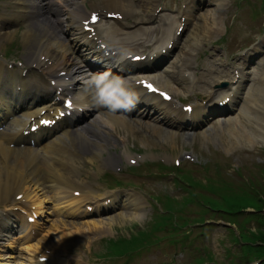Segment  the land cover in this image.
Listing matches in <instances>:
<instances>
[{
  "label": "rangeland",
  "instance_id": "1",
  "mask_svg": "<svg viewBox=\"0 0 264 264\" xmlns=\"http://www.w3.org/2000/svg\"><path fill=\"white\" fill-rule=\"evenodd\" d=\"M96 1L99 0H89L92 4ZM185 1L187 0H170L171 3L166 4L170 11H166L167 13L164 12L161 15L168 17L163 21L165 23L163 27H171L173 30L175 29L176 26L174 25L177 24L175 9L178 5L180 6V2L183 3ZM137 12L138 21L141 22L140 24L144 23L142 26H146L150 22L154 23L153 15L151 16L149 13H144L139 10ZM212 13L213 16H215L214 20L209 21ZM194 23L198 24L197 31H199L200 35V38L195 44L196 52L206 58L209 57L208 53L215 48L214 50L217 54L220 53V57L224 58L229 55L231 61H234L235 58L239 57V50L241 48L249 46L250 43L256 39H260L262 41L259 47L260 53L257 57L256 63L251 64L248 68V72H251V79L254 78L257 80L260 75L264 77V75H262L264 74L262 73L264 72V0H215V5H210V7L209 5L203 6V8L195 12L191 27ZM218 27L220 28L219 30L217 29ZM18 29L19 32L17 33V38L19 40L22 39L21 34L24 31V26H21ZM212 29L216 30L217 33H213L214 40L209 43L208 41H205V36ZM190 30H187L185 36H183V42L180 48L183 47L185 41L190 42ZM154 34L157 35L156 32ZM214 45L216 46L214 47ZM23 54L24 49L21 46V50L17 56H24ZM36 76L39 77L38 73ZM251 81L252 80H249L247 82V89L251 87ZM171 84L173 85V82H171ZM174 89L176 90L175 87ZM188 89L190 91L193 90L191 86H189ZM176 92L177 91H175V93ZM181 96L183 95L180 93L179 97ZM185 98L186 97H181V99ZM97 114L99 113L94 115L97 116ZM92 120L93 119H91V122ZM258 122H260V119L253 117L249 122V126H255ZM229 126V124H225L221 127H211V129L208 127L207 131L199 129L195 131V134L191 135H182V132L180 133L178 130L173 131V129H170L171 131L169 132H171V134L175 132V136L169 138V140H164L149 131H141L139 129L128 131L125 128L118 127L116 131L113 129L109 130V149L104 152L105 157L108 156L109 153L112 154L119 152L120 154L130 153L138 160L137 163L132 164V166H130V163L128 162L129 159L126 158L127 156L123 157L122 161H120V167L123 166L124 169L127 167L125 172H120V179L123 180V183L125 185L135 186L136 190L146 194L148 198L150 195H157L160 196V198H163L166 204H170V206H167L160 198H157L158 208L156 210L149 206V208H145V215L140 218L141 220L128 218L123 220L121 224L119 223L114 226L113 230L115 231L122 227L118 234L124 236L123 232H125L127 233L125 236H129V231L125 230L126 228L136 225H139V227L149 226L151 227V231H159L158 236L164 239L158 241L157 243L159 244H154L153 248L150 250V254L161 259L158 247L162 248L165 244V250L168 252V256L173 257L175 262L177 261L176 264H184V261L188 259V256H194L196 253L199 255L197 259L200 258V256L203 258L202 255L204 254H199L195 249L198 251H205V253L209 252L212 257L214 256L211 252L215 253L216 251L217 261L225 260L223 258L225 249L223 250L219 246L220 244L223 247V244L221 242L218 244L216 240L222 236V240L226 241V238L228 239V236H226V229L231 228V225H229L227 221L237 220L238 224H236V226L233 225L235 228H231L232 235L230 234V237H233V239H228L225 244L229 242L232 246L236 245L235 241L239 239L240 232L242 231V233L246 232L255 239L254 242L248 243L254 251L252 261L257 259L261 253H264V219H261L260 222L259 219L253 221L254 216H250L248 219H245L247 222H244V213H239L233 217L227 213L217 210L214 212L207 208H205L208 210L207 212L201 213L199 210L203 205H198L196 203L190 204L185 210V215L189 217L188 219H191L190 221L193 223L192 226H187V232L192 231L190 233L192 237L198 235L193 238V240L188 241L195 249L187 246L185 248L186 250L181 252V254L178 253L179 251L177 252L178 254H174L176 250H171V247L169 246L170 240L163 237L167 232L170 239H173L174 247L176 240L180 236L179 234H176L177 232L174 230L175 234H173L172 238L168 227L173 228L174 225H180L181 221H179V216L184 211L179 208L182 206L186 207L188 204L179 206L175 201L183 203L185 199L190 197L194 198L195 201L202 198L205 200L206 198H204V196L209 195L216 200H222L221 203H224L221 191H227L229 193H224V195L226 197L229 195L232 196V199H234L235 202L245 201L247 197H250L247 200L248 205L250 204L248 206L250 209L246 214L255 213L252 209L260 208L259 210H264V196L255 197L252 194L251 196H248L250 193L247 194V192L252 193V188L257 184H261V186L264 187V143L260 140L255 143L243 140L239 143H235L230 135L223 133V131ZM89 128L93 131H98V126L96 125L95 127L93 126ZM247 128L248 127H243L242 129L244 130ZM219 130H221L220 133H218ZM98 133L103 132L99 131ZM154 152H160L161 154H155ZM185 154L190 155L191 158L187 159L186 157H183ZM159 158L164 159L169 164H173L172 169L168 170L164 166L158 165V162L160 161H153L154 159ZM175 158L181 161L180 165L173 163ZM80 161L82 162L81 171H83V173L87 171L88 173L86 177L91 175L90 173H95L99 170L96 168V162L93 164L85 157H80ZM174 167H182V171L185 172L182 178L184 179L187 175L192 178L195 177L198 182H196L194 178L193 181L196 183H202V187L197 184L192 187L189 186V184L185 185V183L182 182L183 180L176 176L175 173H179V170ZM99 171L100 175L95 179V185L101 190L111 188L114 185V177L111 178L106 176L104 173L105 170L102 168ZM106 178H108L107 181L105 180ZM207 188H209V191H207ZM243 191L244 194H240ZM263 191L261 190L260 193L263 194ZM243 196L246 198L242 199L241 197ZM150 199L154 203V199L151 197ZM257 200L260 201L257 202ZM172 202H175L174 205H172ZM226 204L227 203H225V205ZM47 205L50 206L51 203L49 202ZM160 209L165 213L161 214ZM167 213L171 214L170 219H167ZM258 213L264 215V211H259ZM55 218L56 217L52 214L50 215V221H47L46 224V233L53 226H57ZM200 218L208 220L214 219L216 221H208L205 225L196 224L195 221ZM237 225L241 228L237 227ZM249 228L251 229L248 230ZM224 232L226 233L223 234ZM201 233L204 234L203 237H201ZM259 233H262V235ZM208 234H210L209 237ZM258 240L260 241L259 243L257 242ZM206 242H208V244ZM209 244L213 247L212 249ZM239 244L240 242L238 241L236 248L232 249V252L237 253V257L242 255V253H238L240 249H242L239 247ZM97 245L99 248L102 246L98 239ZM74 249L80 254L82 250H85V246L84 244L76 245ZM236 260L241 262L239 258H236ZM191 262L195 263L193 259H191ZM243 264L255 263H248L245 261Z\"/></svg>",
  "mask_w": 264,
  "mask_h": 264
},
{
  "label": "bare ground",
  "instance_id": "2",
  "mask_svg": "<svg viewBox=\"0 0 264 264\" xmlns=\"http://www.w3.org/2000/svg\"><path fill=\"white\" fill-rule=\"evenodd\" d=\"M68 1L69 0H14V7L20 11L18 16L30 19L29 22H26L25 30L23 32L25 50L28 52L29 63L33 64L37 61V64L44 71L45 76L56 81V84L51 87L63 90H69L70 84L77 79V75L79 73L83 74L84 72L82 68L78 66L75 58L73 57V53L75 52L79 42L74 40L67 43L66 39L63 38L65 33H62L63 29L61 23L63 21L66 23L67 29L73 31L74 33V29L70 27V24L72 25L75 14L68 12L69 21H67L65 16L61 20L62 14L65 13V9L56 10L54 13L47 10H50L53 4H56L58 8H61ZM202 1L205 2V0ZM135 2H137V0H99L94 3L92 7L94 10H99L100 12H104L105 9H108L109 12H118L127 16L134 11H131V9H133L136 5ZM142 2L148 6L147 4L149 3V0H142ZM34 12L39 14L37 19L33 18L35 14ZM189 14L190 10L185 13L187 16H189ZM79 16V20L85 19L86 13L81 12ZM20 17H14L13 22L20 21ZM214 17L215 16L212 15L209 18V21L214 20ZM120 26L121 25L119 24L113 33H111V31H106L105 34H102L106 37V40L110 45H116L121 51L117 52L112 59H114L117 63L126 66L128 69H138V64L129 62L127 57H125V53L131 54L132 51L130 50H132V43L138 42L139 38L137 37L139 35V31H143L144 28H141L140 26L134 27L131 32L127 33L129 39L127 41H122L121 38L118 37L119 35H116L120 32ZM124 27L126 26L124 25ZM197 29L198 24H195V27L190 34V42H185L182 52L174 57L173 63L169 66V69H165L166 76L165 74L161 76V79L164 82L162 83L166 87L170 85L172 88L175 87L177 90L179 87H176L174 84L172 85L170 79H173L175 82L177 81V83H180L182 79H185V71L190 68V66H187L186 64L187 61L191 60L190 55L192 53L189 52V48H194L200 38L199 31H197ZM218 29L220 28L218 27ZM0 32L3 33V36L7 39L15 36L17 28H15V26L5 27L2 23ZM132 56H134V53ZM158 59H161V57ZM242 60L244 61V64H247L249 61L246 58ZM3 68L4 66L2 65L0 70H3ZM62 73L65 74L63 75ZM241 73L242 79H246V77H248L246 76L244 70H242ZM1 75L3 76V73L0 72V81L2 80ZM67 78L69 80H66ZM258 83L259 85L250 88L251 90H249L248 95L245 96L243 100L239 101L233 99L230 100L229 104H227L230 105V107L233 105L236 109V113H234L238 115L235 120L230 119L227 121V123H230V126L226 128L223 133L230 135L234 139L235 143H239L241 140L253 143L260 140L264 143V77L261 76ZM12 85H15V83ZM78 86H80L79 81ZM50 89L51 88L49 86L48 90ZM79 89L81 93L77 99L90 108H96L97 106L92 99L90 91L87 89L84 90L81 87ZM47 107L49 108L50 105L43 106V108ZM144 109V112L140 113H150L148 106H145ZM33 113H37V110L31 112L32 115ZM28 114V112L25 113V115ZM100 116L101 118H96L98 131L103 132L100 135L84 126H80L78 128L75 127V129L63 133L65 136L64 138L55 137L50 142L46 143L41 152L32 150V148L21 149L17 147H9L8 141L13 138L14 134L12 130L8 131L5 135H1L0 202L10 199L13 192H24L26 187L32 189L31 193H34L33 195L36 196H40L38 194L39 192L43 193L44 191L49 192L51 190L56 193L55 199L57 203L54 205L57 206L55 208L56 212L60 211L64 213L65 210H62V207H68L71 203H73L72 200H74H70L69 197L63 195L64 192L71 193V191H67L68 188L75 186H79L85 190L90 188V185H87L88 183L85 179L81 178L80 171L77 169L78 166L75 160L77 154L82 150L81 146L86 148V152L92 161H99L100 164L105 166L108 162L116 159V156L112 154H109L107 157L103 155V152L107 150V145L110 142L108 135L109 129H113L115 131L118 127L125 128L128 131L139 129L141 131H149L164 140H169V138H173L175 136V132L171 134V132L167 131V129L163 128L161 125H158V123L140 124L139 121L138 123H135V121L120 115L118 112L113 113L107 109L104 113H101ZM253 117L259 118L260 122H258L255 126H249V122ZM166 120L167 117H165V121ZM23 121L24 119H16L13 124L22 123ZM162 122L164 123V121ZM222 125L223 123L219 124L220 127ZM243 127L248 128L243 130ZM220 131L221 130H219L218 133H220ZM29 197L30 194H26V198ZM35 204L37 205L36 212L45 213L46 210L44 202L41 198H38ZM121 206L122 211L113 212L110 214L109 218L106 217L104 220H101V222L98 221L88 224L87 227L95 225L100 226V228L105 226L112 229L114 223L119 220L127 219L129 216L130 218H137L139 215H143L141 212L144 206L138 202L136 197L128 198V196H125L124 202ZM74 225H76V223L60 221L57 226H53L50 230H48V234H57L59 236L58 239H56V242L52 241L53 237H50L48 240L42 239V242L40 240V245L35 248L36 251L31 253L27 264H46L45 262H41L39 260V258L45 254L38 252L45 251V248L49 246V243L47 242L52 243L53 246L54 243L56 245L65 244L68 241V236L74 234L71 227L77 229L80 228ZM8 226V222L0 223V233ZM89 230H91L90 227L86 229V231ZM66 233L67 235H65ZM8 242V246H11L12 244L10 241ZM48 261H52L51 257ZM6 262L7 263L5 264H8V261Z\"/></svg>",
  "mask_w": 264,
  "mask_h": 264
},
{
  "label": "clouds",
  "instance_id": "3",
  "mask_svg": "<svg viewBox=\"0 0 264 264\" xmlns=\"http://www.w3.org/2000/svg\"><path fill=\"white\" fill-rule=\"evenodd\" d=\"M96 106L110 112L131 111L139 102V93L126 78L103 72L85 82Z\"/></svg>",
  "mask_w": 264,
  "mask_h": 264
},
{
  "label": "trees",
  "instance_id": "4",
  "mask_svg": "<svg viewBox=\"0 0 264 264\" xmlns=\"http://www.w3.org/2000/svg\"><path fill=\"white\" fill-rule=\"evenodd\" d=\"M239 202H237V204H238ZM237 204H236V202H232L231 204H230V207L231 208H234V207H236L237 206ZM236 208H238V207H236Z\"/></svg>",
  "mask_w": 264,
  "mask_h": 264
},
{
  "label": "snow or ice",
  "instance_id": "5",
  "mask_svg": "<svg viewBox=\"0 0 264 264\" xmlns=\"http://www.w3.org/2000/svg\"><path fill=\"white\" fill-rule=\"evenodd\" d=\"M93 19H95V17H93ZM147 87H149L150 89H152V90H155L153 87H152V85H147ZM70 106V105H69Z\"/></svg>",
  "mask_w": 264,
  "mask_h": 264
}]
</instances>
